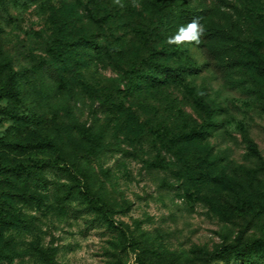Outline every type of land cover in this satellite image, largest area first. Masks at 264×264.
<instances>
[{
  "label": "rangeland",
  "instance_id": "rangeland-1",
  "mask_svg": "<svg viewBox=\"0 0 264 264\" xmlns=\"http://www.w3.org/2000/svg\"><path fill=\"white\" fill-rule=\"evenodd\" d=\"M186 11L207 14L195 31ZM209 27L231 36L228 72L198 45ZM258 60L264 0H0V86L25 74L21 100H0V140L29 146H0V196H12L30 225L0 231L3 264H244L209 256L251 244L248 264H264ZM5 107L34 122L3 116ZM194 130L197 139L185 140ZM21 160L47 181L41 205L18 201L22 188L5 167ZM63 167L78 169L115 229L92 223L76 201L59 202L55 186L72 183Z\"/></svg>",
  "mask_w": 264,
  "mask_h": 264
},
{
  "label": "trees",
  "instance_id": "trees-1",
  "mask_svg": "<svg viewBox=\"0 0 264 264\" xmlns=\"http://www.w3.org/2000/svg\"><path fill=\"white\" fill-rule=\"evenodd\" d=\"M207 15V14H206ZM206 15L203 17L200 13H192L190 11H186L182 19L184 22L190 21L195 26H199L202 21L205 20ZM231 36L226 30L219 29L216 27L203 28L200 36V40L198 41V45L209 60V63L212 64L215 60L217 65L220 66L225 72L230 70V66H226L221 63V60L227 55L228 47L227 43L230 41ZM234 64L244 65L247 64L244 61H235ZM257 68L259 72L264 75V63L261 60L256 62ZM43 72L49 78V80L58 86H65L66 80L61 72L53 67L50 63H45L43 65ZM25 76L22 72H11L4 83L0 86V100L4 98H10L13 102H18L22 97V79ZM3 116H7L15 122L20 120L30 124L33 123L34 120L29 115H17L15 111H13L9 107L2 108L1 111ZM84 136H87L84 134ZM194 136V137H193ZM199 133L194 132L187 134L185 140L193 141L197 139ZM189 137V138H187ZM0 146L5 147L6 149H14L20 151H27L28 145L24 146L22 144H13L8 141H1ZM51 146L49 142H41L36 145L40 150H46L47 147ZM39 165L34 163H28L25 160L18 161L16 163H9L5 167L6 173L10 177V181L15 183L18 188H22V192L18 194L19 202H22L26 205H32L33 203L43 204L41 197L37 193L38 188H49L47 186V181L45 179L37 176V171H39ZM75 167V166H74ZM44 169V168H43ZM42 169V170H43ZM62 171V174L66 176L72 183L69 185L68 183H61L55 186L56 196L62 201L59 200L60 203L66 202H78L87 213L94 214V219L91 221L92 223L99 221L104 223L109 229H115L116 225L111 216V209L106 208L103 203H100L97 198L94 197L91 188L87 185H81V181L79 177L74 172L78 169L63 167L59 168ZM88 180V176L86 173H81ZM0 231L2 233H6L9 229L17 228V229H29L30 225L26 221V219L21 217L20 213L14 210V199L12 196H0ZM254 244V243H253ZM248 245L247 248L240 249L234 246H222L217 248L212 254H210V260L213 261L222 259V258H235L237 260L242 261L244 264L252 263L253 255L255 249ZM7 256H9V252H5ZM9 257H0V264H3L4 259ZM113 264H121V261H116Z\"/></svg>",
  "mask_w": 264,
  "mask_h": 264
},
{
  "label": "clouds",
  "instance_id": "clouds-1",
  "mask_svg": "<svg viewBox=\"0 0 264 264\" xmlns=\"http://www.w3.org/2000/svg\"><path fill=\"white\" fill-rule=\"evenodd\" d=\"M191 30H192V31H195V25H192V26H191Z\"/></svg>",
  "mask_w": 264,
  "mask_h": 264
}]
</instances>
